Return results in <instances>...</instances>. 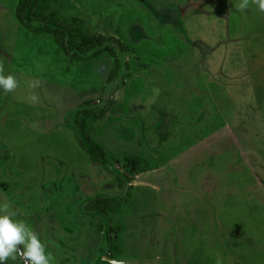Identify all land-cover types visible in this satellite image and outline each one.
<instances>
[{"label":"rangeland","instance_id":"obj_1","mask_svg":"<svg viewBox=\"0 0 264 264\" xmlns=\"http://www.w3.org/2000/svg\"><path fill=\"white\" fill-rule=\"evenodd\" d=\"M19 1L0 0V66L19 81L0 90V203L40 233L55 264H264L255 0L243 13L240 0L46 1L47 13L112 39L115 55L89 61L26 29ZM66 124L98 142L110 167L91 162ZM97 195L109 236L100 215L79 211Z\"/></svg>","mask_w":264,"mask_h":264},{"label":"trees","instance_id":"obj_2","mask_svg":"<svg viewBox=\"0 0 264 264\" xmlns=\"http://www.w3.org/2000/svg\"><path fill=\"white\" fill-rule=\"evenodd\" d=\"M48 0H20L17 9V17L23 24V26L35 34L49 33L54 35V39L57 45L61 46L67 53L72 54L78 61H89L102 54V50L109 51L112 55L116 52L113 47L108 45V42L112 39L104 34H90L87 32L84 22L80 18L65 19L58 15L57 12H46L45 3ZM38 23V24H37ZM120 47L127 49L123 43L120 42ZM91 52L87 57L85 55ZM118 76V68L114 69L111 74V79ZM67 127L72 128L70 124H66ZM74 129L80 140V144L83 149L88 153L91 162L94 164H100L109 166L106 159L100 158L98 152L105 154L104 148L96 142L86 131H80ZM115 174L121 184H126V188L130 184L127 176L119 171L115 170ZM106 195H97L89 197L81 201L79 205V211L82 215L88 217H95L100 215L102 219L107 223L105 235H110V220L106 215L108 209L98 210L96 205L98 200L104 198ZM112 197V196H109ZM119 200L122 196L117 197ZM120 203V202H119ZM118 203V204H119ZM88 210H86V207ZM108 238V237H107ZM104 256V255H103ZM100 256L96 264H100L104 261Z\"/></svg>","mask_w":264,"mask_h":264},{"label":"clouds","instance_id":"obj_3","mask_svg":"<svg viewBox=\"0 0 264 264\" xmlns=\"http://www.w3.org/2000/svg\"><path fill=\"white\" fill-rule=\"evenodd\" d=\"M249 2L250 0H240V3L235 5L237 12L246 11ZM255 3L259 11L264 12V0H255ZM18 86L16 76L12 73L4 74L3 67L0 66V90L11 93ZM32 100L38 102L35 96ZM17 256L23 259L24 264H55V258L48 251L40 233L20 219L10 204L0 203V264H8L9 260L15 262Z\"/></svg>","mask_w":264,"mask_h":264},{"label":"water","instance_id":"obj_4","mask_svg":"<svg viewBox=\"0 0 264 264\" xmlns=\"http://www.w3.org/2000/svg\"><path fill=\"white\" fill-rule=\"evenodd\" d=\"M104 260H109V259H107V256L106 255H104L103 257H102ZM22 261H23V259H22ZM24 262V261H23ZM113 263H118L117 261H113Z\"/></svg>","mask_w":264,"mask_h":264},{"label":"crops","instance_id":"obj_5","mask_svg":"<svg viewBox=\"0 0 264 264\" xmlns=\"http://www.w3.org/2000/svg\"><path fill=\"white\" fill-rule=\"evenodd\" d=\"M22 264V263H21ZM24 264V263H23ZM93 264H96V262L95 263H93Z\"/></svg>","mask_w":264,"mask_h":264}]
</instances>
